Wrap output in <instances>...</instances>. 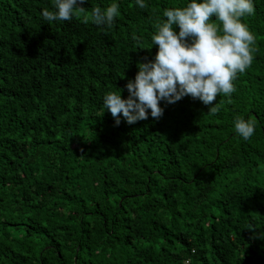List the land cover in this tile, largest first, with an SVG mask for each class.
I'll use <instances>...</instances> for the list:
<instances>
[{
  "label": "trees",
  "instance_id": "1",
  "mask_svg": "<svg viewBox=\"0 0 264 264\" xmlns=\"http://www.w3.org/2000/svg\"><path fill=\"white\" fill-rule=\"evenodd\" d=\"M112 2L48 23L54 0H0V264H264V0L242 18L255 59L235 92L119 125L104 96L127 98L154 21L189 0H118L95 25Z\"/></svg>",
  "mask_w": 264,
  "mask_h": 264
},
{
  "label": "clouds",
  "instance_id": "2",
  "mask_svg": "<svg viewBox=\"0 0 264 264\" xmlns=\"http://www.w3.org/2000/svg\"><path fill=\"white\" fill-rule=\"evenodd\" d=\"M86 0H54L53 10L44 9L42 18L48 23L71 21L78 12L86 11ZM147 7L146 0H135ZM255 0H189L186 6L167 8L162 18L154 21L153 46H158L154 59L138 64L134 79L126 84L129 95L108 92L103 104L121 123V115L129 124L159 120L164 114L162 102L173 104L186 96L211 105L219 95L235 92L238 74L251 67L256 43L255 34L242 18L254 15ZM120 15L118 0L106 8L92 9V22L112 27ZM178 29V30H177ZM212 113L219 109L216 104ZM237 134L249 140L256 132L254 121L238 116L234 121ZM264 239V231L257 233Z\"/></svg>",
  "mask_w": 264,
  "mask_h": 264
}]
</instances>
